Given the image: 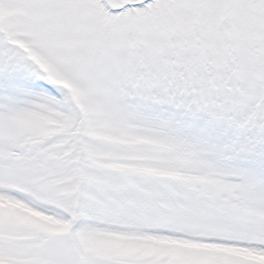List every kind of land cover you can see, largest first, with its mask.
I'll use <instances>...</instances> for the list:
<instances>
[{"label": "snow or ice", "instance_id": "6c2138e0", "mask_svg": "<svg viewBox=\"0 0 264 264\" xmlns=\"http://www.w3.org/2000/svg\"><path fill=\"white\" fill-rule=\"evenodd\" d=\"M0 264H264V0H0Z\"/></svg>", "mask_w": 264, "mask_h": 264}]
</instances>
